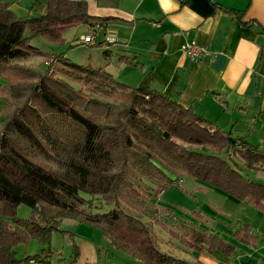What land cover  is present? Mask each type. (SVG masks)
Here are the masks:
<instances>
[{
	"label": "trees",
	"instance_id": "obj_1",
	"mask_svg": "<svg viewBox=\"0 0 264 264\" xmlns=\"http://www.w3.org/2000/svg\"><path fill=\"white\" fill-rule=\"evenodd\" d=\"M39 4L41 13L21 17L11 2L0 0V264L49 262L48 255L17 257V246L33 238L48 244L58 230L34 217H18L22 204L33 214L99 228L116 249L146 264H191L161 250L155 225L190 249L219 250L231 258L236 245L198 224L188 220V229L180 231L123 207L127 194H138L136 173L155 186L175 183L167 166L157 165L151 151L138 149L136 140L155 149L160 164L169 159L184 175L263 213L264 179L254 172L264 175V150L244 137H232L193 106L154 88L151 74L132 86L103 67L72 61L69 48L56 53L34 46L38 37L62 44L66 33L81 25L105 28L120 20L91 15L85 0H36L33 8ZM234 12L242 20V14ZM35 56L53 59L43 71L20 64ZM120 61L140 65L136 56L121 55ZM56 64L87 89H77L54 73ZM192 216L204 219L200 210ZM233 237L247 247L259 241L249 224ZM75 256L77 261L78 248Z\"/></svg>",
	"mask_w": 264,
	"mask_h": 264
},
{
	"label": "crops",
	"instance_id": "obj_2",
	"mask_svg": "<svg viewBox=\"0 0 264 264\" xmlns=\"http://www.w3.org/2000/svg\"><path fill=\"white\" fill-rule=\"evenodd\" d=\"M6 1L12 3L18 16L36 2ZM85 1L93 16L120 18L105 28L88 26L96 29L95 36L101 35L98 42L106 43L107 50L115 48L117 53L137 57L140 65H131L140 72L130 79L136 81L134 85L139 86L151 74L154 88L174 96L184 106H193L232 137H244L264 150V0ZM41 11L42 7L33 14ZM234 11L242 14V20ZM190 41L206 46L208 53L197 61L190 59L181 51ZM195 180L204 193L217 192L241 203ZM199 210L204 215L201 222L191 213H182L181 217L235 244L236 250L228 258L219 250L199 252L185 246L182 251L187 256L182 259L191 264H264L263 212L215 213L208 205ZM246 224L259 236L255 247L239 244L233 237Z\"/></svg>",
	"mask_w": 264,
	"mask_h": 264
},
{
	"label": "rangeland",
	"instance_id": "obj_3",
	"mask_svg": "<svg viewBox=\"0 0 264 264\" xmlns=\"http://www.w3.org/2000/svg\"><path fill=\"white\" fill-rule=\"evenodd\" d=\"M41 7L42 5L39 4L35 8L29 9L24 15L21 14V17L39 12ZM89 34L94 36L95 43L93 41L90 45H86L82 43V40ZM99 37L101 35L95 36V32L88 25H81L67 32L65 35L66 42L62 44L51 43L38 37L33 41V45L45 51L56 53L69 48L67 50L68 56L72 61L78 64H90L94 67L106 66V70L111 72L119 81L136 86L133 84L136 81H131L130 79L132 75L136 73V76H138L140 72L135 71L136 69L132 67L133 65L120 61V56L125 55L123 52H119V55V53L115 52V48L107 51V44H99ZM111 53H113V57ZM52 59L35 56L20 62V64L43 71ZM61 71L56 64L54 73L77 89L79 87L87 89V87L81 86L82 84H79L74 79L66 77ZM136 146L143 152L151 151L157 165L161 167L163 165L167 166V174L175 180V183L173 185L155 186L150 179L143 178L139 173H136L133 183L137 187L138 194H127V197L121 201L123 207L130 213L138 215L146 221L156 220L157 218L162 219L173 229L185 231L189 227V223L186 222L189 218L181 217L182 213L192 214L199 209L202 210L206 205L210 206L215 213L257 212V209L247 202L240 201L241 203H236L230 198L220 196L217 192L204 193L199 188L200 184L195 179L181 173L173 161L168 159L163 161V164H160L158 161L160 157L157 156L158 152L142 140H136ZM254 174L257 175V178L264 179V175L261 173L257 174L254 172ZM148 194H151V196L148 197ZM209 201L214 205H209ZM163 208L172 212H163ZM17 216L24 219L34 217L41 224L58 227V230L53 231L48 244L33 238L27 244L16 247L18 258L41 254L42 256L48 255L46 259L49 262L23 261L21 264H146L144 261L116 249L109 239L103 235L101 229L89 224L81 223L71 218L49 216L45 213L33 214L32 209L25 204L18 206ZM155 232L161 250L179 258H186L187 254L182 251L186 247L182 242L175 239L172 240L170 234L160 225H155ZM75 248H78L80 252V258L77 261L76 258L78 256H75Z\"/></svg>",
	"mask_w": 264,
	"mask_h": 264
},
{
	"label": "built area",
	"instance_id": "obj_4",
	"mask_svg": "<svg viewBox=\"0 0 264 264\" xmlns=\"http://www.w3.org/2000/svg\"><path fill=\"white\" fill-rule=\"evenodd\" d=\"M94 41V36L89 34L84 37L82 43L91 44ZM181 51L184 55L189 57L192 60H199L202 56L208 53V49L206 46L199 44L196 41L186 42L182 45Z\"/></svg>",
	"mask_w": 264,
	"mask_h": 264
},
{
	"label": "water",
	"instance_id": "obj_5",
	"mask_svg": "<svg viewBox=\"0 0 264 264\" xmlns=\"http://www.w3.org/2000/svg\"><path fill=\"white\" fill-rule=\"evenodd\" d=\"M230 140L233 141V142L235 141L234 138H232V137H230Z\"/></svg>",
	"mask_w": 264,
	"mask_h": 264
}]
</instances>
